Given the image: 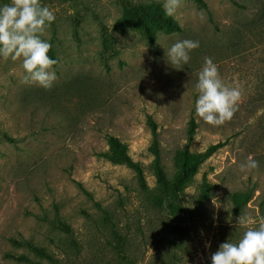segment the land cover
<instances>
[{"label": "rangeland", "instance_id": "rangeland-1", "mask_svg": "<svg viewBox=\"0 0 264 264\" xmlns=\"http://www.w3.org/2000/svg\"><path fill=\"white\" fill-rule=\"evenodd\" d=\"M203 1L180 0L167 16L165 0H41L55 15L41 35L57 60L53 86L22 82L21 61L0 58V264H211L222 242L264 221V0ZM183 39L199 47L176 69L165 52ZM205 57L241 91L219 126L194 108ZM150 123L168 176L178 151L224 143L175 212L154 203ZM108 135L143 166L146 188L106 158ZM249 156L257 167L242 169ZM232 194L249 199L235 211Z\"/></svg>", "mask_w": 264, "mask_h": 264}, {"label": "clouds", "instance_id": "clouds-1", "mask_svg": "<svg viewBox=\"0 0 264 264\" xmlns=\"http://www.w3.org/2000/svg\"><path fill=\"white\" fill-rule=\"evenodd\" d=\"M179 3L180 0H165V15L172 16ZM54 20L53 11L42 5L41 0H11L0 6V58L21 61L24 83L50 89L57 79L54 70L57 60L48 55L51 44L41 39ZM198 47L199 41L177 40L167 48L165 56L174 68L181 69L188 64L189 53ZM196 76L194 108L197 116L213 126L230 120L241 100L239 87L222 80L218 65L210 57L204 58ZM255 167L257 162L251 156L241 165L242 169ZM210 259L211 264H264V221L246 228L235 242L228 239L222 242Z\"/></svg>", "mask_w": 264, "mask_h": 264}, {"label": "trees", "instance_id": "trees-1", "mask_svg": "<svg viewBox=\"0 0 264 264\" xmlns=\"http://www.w3.org/2000/svg\"><path fill=\"white\" fill-rule=\"evenodd\" d=\"M200 7H205L203 0H194ZM157 18L163 23L164 29L167 32H179L180 27L174 21L166 16H157ZM149 43L153 44L154 38L149 36ZM151 124V131L153 134L151 153L153 155L151 166L153 167L155 180L158 187L159 194L154 198L155 205L165 211L175 212L178 207L176 205L177 196L185 189L191 176L197 171L198 167L216 150L224 145L223 142H217L208 145L202 152H190L183 149L176 153L174 157L175 172L172 176H168L165 168L161 162L160 152L157 146L155 125ZM196 129V123L193 118H190L188 136L191 138ZM7 138V137H6ZM8 139V138H7ZM108 151L106 152V158L112 163L124 164L129 169H132L137 176L138 182L141 188H146L144 168L139 162H135L128 154V148L116 136L108 135L106 138ZM231 199L233 201L234 210L237 211L240 204H244L248 201L249 197L246 195L232 194ZM27 247L31 249L37 255H42L44 250L28 244ZM17 260L24 259L23 256L16 257Z\"/></svg>", "mask_w": 264, "mask_h": 264}]
</instances>
